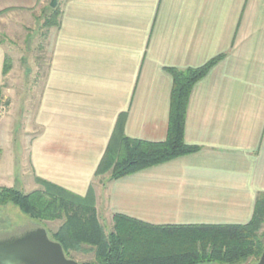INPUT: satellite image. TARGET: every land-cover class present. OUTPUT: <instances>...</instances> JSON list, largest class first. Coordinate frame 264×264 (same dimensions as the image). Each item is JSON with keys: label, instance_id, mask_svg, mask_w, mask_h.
Instances as JSON below:
<instances>
[{"label": "crops", "instance_id": "obj_1", "mask_svg": "<svg viewBox=\"0 0 264 264\" xmlns=\"http://www.w3.org/2000/svg\"><path fill=\"white\" fill-rule=\"evenodd\" d=\"M49 1L0 0V15ZM58 5L39 83L6 85L15 66L4 73L0 40V188L39 189L40 179L85 196L92 187L97 215L110 222L118 213L156 225L247 223L264 194V0ZM212 60L186 105L184 142L198 150L97 178L118 124L129 138H166L167 70ZM27 219L18 216L0 240L30 230Z\"/></svg>", "mask_w": 264, "mask_h": 264}, {"label": "trees", "instance_id": "obj_2", "mask_svg": "<svg viewBox=\"0 0 264 264\" xmlns=\"http://www.w3.org/2000/svg\"><path fill=\"white\" fill-rule=\"evenodd\" d=\"M58 17L57 3L43 26L48 30L57 27ZM213 62L198 68H169L172 87L166 138L157 142L129 138L118 124L95 176L108 174L115 180L197 151V146L184 142L186 105L192 86ZM10 69L6 56L4 73ZM37 181L42 188L29 193L0 188V207L13 205L34 221H61L49 233L50 239L61 245L68 258L71 252L91 253L93 260L87 264H252L264 249V194L258 195L252 217L245 224L156 225L115 213L111 231L105 232L92 187L80 196Z\"/></svg>", "mask_w": 264, "mask_h": 264}, {"label": "rangeland", "instance_id": "obj_3", "mask_svg": "<svg viewBox=\"0 0 264 264\" xmlns=\"http://www.w3.org/2000/svg\"><path fill=\"white\" fill-rule=\"evenodd\" d=\"M50 12L51 7L48 2H46L32 13L6 12L0 15V40L9 53L8 58L11 67L12 61L15 66L11 69L13 72L11 77L5 81L6 85L10 83L8 85L30 87L35 81L36 83L40 82L49 56L48 40L50 39V32L43 26V22ZM3 106L4 110H6V101H3ZM1 162H4V160ZM105 175L106 174L102 176L99 175L97 178L102 180ZM36 183H38V187L41 189L42 185H40L37 180ZM34 190H22V192L29 193ZM21 214L22 213L13 205L9 204L0 207V237L5 235L3 230L9 227V225L16 220L18 216H21ZM99 214V216L97 215L98 220L103 225L105 232L111 231L112 221L110 222L105 219L106 217L103 215V212L100 211ZM26 222L30 229L42 227L47 231L48 235L55 231L61 224L59 220L40 222L29 218ZM69 258L87 264L92 262L93 255L91 253L71 252Z\"/></svg>", "mask_w": 264, "mask_h": 264}, {"label": "water", "instance_id": "obj_4", "mask_svg": "<svg viewBox=\"0 0 264 264\" xmlns=\"http://www.w3.org/2000/svg\"><path fill=\"white\" fill-rule=\"evenodd\" d=\"M58 0H50L55 8ZM0 264H81L66 257L61 245L50 239L47 231L36 227L20 235L0 240ZM216 264V263H208ZM252 264H264V249Z\"/></svg>", "mask_w": 264, "mask_h": 264}]
</instances>
